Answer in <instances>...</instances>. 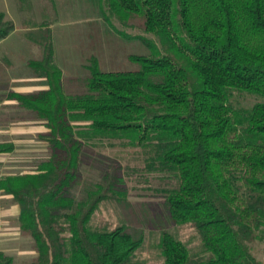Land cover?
I'll return each instance as SVG.
<instances>
[{"label":"trees","instance_id":"16d2710c","mask_svg":"<svg viewBox=\"0 0 264 264\" xmlns=\"http://www.w3.org/2000/svg\"><path fill=\"white\" fill-rule=\"evenodd\" d=\"M96 1L111 27L115 18L139 30L117 32L150 53L129 55L134 70H104L92 54L84 89L69 93L49 37L30 61L48 88L9 92L44 121L49 153L33 172L0 176V194L19 205L21 234L34 242L23 264H132L142 237L90 224L104 202L127 200L123 166L110 164L83 199L69 198L85 146L105 140L149 153L142 159L169 174L172 219L201 236L205 253L193 254L164 230L161 264H262L252 244L264 234V0ZM14 30L0 8V40ZM15 148L0 141V156ZM0 264L17 263L0 252Z\"/></svg>","mask_w":264,"mask_h":264},{"label":"rangeland","instance_id":"374dc122","mask_svg":"<svg viewBox=\"0 0 264 264\" xmlns=\"http://www.w3.org/2000/svg\"><path fill=\"white\" fill-rule=\"evenodd\" d=\"M6 17L15 22L9 42L10 47L16 45V48L15 53L9 52L6 56V62L8 59L10 62L7 63V84H3L6 89L0 91V141H12L16 148L0 156V176L33 172L49 156L47 143L39 137V133L46 130L44 121L8 98L10 90L37 91L47 86L46 80L26 78L32 74L26 61L37 55L31 46L39 45L42 56L47 40L51 38L56 48L55 61L65 73L64 85L69 93L84 89L82 79L88 76L92 54L99 58L104 70H134L137 65L129 55L150 53L140 40L127 39L117 32L125 30L139 34V30L125 28L115 18L112 20L114 27H111L103 19L96 0H35L29 8L11 10ZM247 97V104L256 101L255 97ZM147 154L144 150L124 147L120 141L87 144L69 198L83 199L105 169L119 163L125 175L127 200L104 202L92 217L91 227L111 230L125 225L134 236L142 237L143 242L135 252L132 264L163 262L159 241L164 230L181 239L191 253L204 254L198 231L172 219L164 203L169 174L142 159V156H150ZM19 213L20 207L12 196L0 194V252L12 256L17 264L30 263L36 256L34 242L31 237L21 234L17 220ZM252 248L256 258L264 264V234Z\"/></svg>","mask_w":264,"mask_h":264},{"label":"crops","instance_id":"0c3cea01","mask_svg":"<svg viewBox=\"0 0 264 264\" xmlns=\"http://www.w3.org/2000/svg\"><path fill=\"white\" fill-rule=\"evenodd\" d=\"M34 1L35 0H0V8L7 15V12L10 11V13H11V10H16V9H20V8H25V9L29 8L31 6L32 2H34ZM48 1H50V0H48ZM12 33L13 32H11L6 38L0 40V91L6 89V86L3 84H7V81H6L7 77L6 76L9 73V70H8L9 68L7 67V63L9 64L10 59H8L6 62V56L7 57L9 56V52L15 53L16 45H12L10 47V42H9L10 41L9 39L11 38ZM31 47L33 49H35V53H37V55H35L34 57H32L31 59H28V61H26V63L29 65L30 69L32 70V74L28 75L26 78L28 80H33V81H36L38 79L46 80V78H44V77L37 76V74L35 73L33 68L30 66V61L39 60L44 56V55L41 56V54H40V51L42 50V48H40L39 45L36 46V48L34 46H31ZM55 50H56V48L54 46V53H55ZM31 52H32V50H31ZM15 77L18 78L21 76H15ZM46 84H47V82H46ZM47 88H48V85L41 90H44ZM41 90L25 91V92L22 90H10V91H15V92H20V93H36V92H39Z\"/></svg>","mask_w":264,"mask_h":264}]
</instances>
